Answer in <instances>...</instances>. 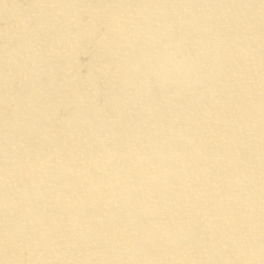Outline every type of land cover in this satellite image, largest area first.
<instances>
[{"label":"bare ground","instance_id":"bare-ground-1","mask_svg":"<svg viewBox=\"0 0 264 264\" xmlns=\"http://www.w3.org/2000/svg\"><path fill=\"white\" fill-rule=\"evenodd\" d=\"M0 264H264V0H0Z\"/></svg>","mask_w":264,"mask_h":264}]
</instances>
